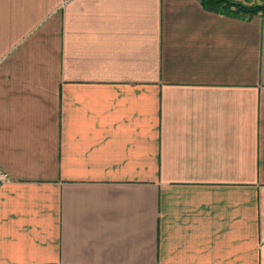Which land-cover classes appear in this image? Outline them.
Instances as JSON below:
<instances>
[{"label": "crops", "instance_id": "crops-1", "mask_svg": "<svg viewBox=\"0 0 264 264\" xmlns=\"http://www.w3.org/2000/svg\"><path fill=\"white\" fill-rule=\"evenodd\" d=\"M0 174V264H264V16L0 0Z\"/></svg>", "mask_w": 264, "mask_h": 264}, {"label": "trees", "instance_id": "trees-1", "mask_svg": "<svg viewBox=\"0 0 264 264\" xmlns=\"http://www.w3.org/2000/svg\"><path fill=\"white\" fill-rule=\"evenodd\" d=\"M243 1L241 3L232 0H201V3L209 11L227 13L235 17L249 18L256 14L264 16V0Z\"/></svg>", "mask_w": 264, "mask_h": 264}, {"label": "built area", "instance_id": "built-area-1", "mask_svg": "<svg viewBox=\"0 0 264 264\" xmlns=\"http://www.w3.org/2000/svg\"><path fill=\"white\" fill-rule=\"evenodd\" d=\"M4 178H5V175L4 174H0V181L4 180Z\"/></svg>", "mask_w": 264, "mask_h": 264}, {"label": "rangeland", "instance_id": "rangeland-1", "mask_svg": "<svg viewBox=\"0 0 264 264\" xmlns=\"http://www.w3.org/2000/svg\"><path fill=\"white\" fill-rule=\"evenodd\" d=\"M233 2H244L243 0H232Z\"/></svg>", "mask_w": 264, "mask_h": 264}]
</instances>
